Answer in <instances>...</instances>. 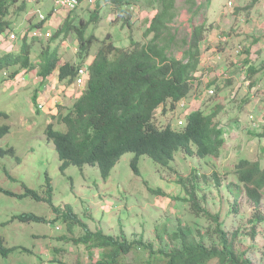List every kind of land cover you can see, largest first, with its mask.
Wrapping results in <instances>:
<instances>
[{"label":"rangeland","instance_id":"374dc122","mask_svg":"<svg viewBox=\"0 0 264 264\" xmlns=\"http://www.w3.org/2000/svg\"><path fill=\"white\" fill-rule=\"evenodd\" d=\"M24 1L16 0L7 15L0 14L6 29L0 31V126H9L0 137V150L13 149L12 153H0V187L16 193L0 191V239L12 247L7 255L0 254V264H96L102 252L77 241L85 230L59 214L58 210L63 213L67 206L92 231L101 230L130 242L142 239L155 248L170 249L171 234L183 226L197 238L202 237L205 244L220 246L217 223L203 214L196 215L191 208L187 190L191 191L193 185L201 207L219 215L220 227L228 235L236 233L237 248L244 259L250 264H264V219H257L264 218V196L256 205L245 190L237 194L236 184L234 189L230 186L235 182L243 188L235 172L243 159L258 162L264 169V0L255 4L252 0H175L177 16L170 23L172 31L182 44L184 37L190 39L195 27L202 25L203 61L195 73L192 91L184 99L187 106L178 104L166 113L158 109L155 122L161 127L171 123L173 128H180L178 121L186 112L200 108L210 113L220 105L215 119L225 143L219 154L202 158L180 150L167 166L141 155L137 175L131 166L135 155L127 152L107 179L98 165H69L64 172L60 169L61 160L46 129L50 123L58 130L66 129L58 116L69 111L81 90L60 81L68 89L60 93L55 111L39 108L34 94L37 96L41 85V53L51 45V49L57 48L59 64H78V29L92 38L86 64L108 35L118 46H129L131 38L147 42L152 35L145 37L144 33L161 9V2L129 0L125 12L107 1L82 4L67 15L66 21L72 24L68 34L44 39L30 34L36 23L33 11L40 6L42 12H48L52 2L34 0L36 4L28 0L23 9ZM93 10H97L98 21L91 20ZM52 27L55 32L58 24ZM12 33L18 36L14 41L10 39ZM23 43L30 45L28 67L11 63ZM175 54L182 57L183 52L177 50ZM34 79L39 85H34ZM209 89H214V94H208ZM48 182L55 208L45 199L23 195L28 187L48 197ZM23 214H35L44 220L24 221L19 217ZM147 255L142 250L131 251L123 264H143ZM217 262L215 259L209 264Z\"/></svg>","mask_w":264,"mask_h":264},{"label":"trees","instance_id":"16d2710c","mask_svg":"<svg viewBox=\"0 0 264 264\" xmlns=\"http://www.w3.org/2000/svg\"><path fill=\"white\" fill-rule=\"evenodd\" d=\"M15 1L0 0V14L7 15L9 6ZM103 1L118 6L120 12L127 11L128 6L125 4H130L129 0H96V3L101 5ZM159 1L161 9L153 16L144 33L145 37L152 35L150 39L140 42L131 38L130 45L125 47L115 45L108 35L92 61L87 64L81 95L75 99L67 113L58 116L66 129L58 130L51 123L48 125L46 135L55 144L63 172L69 165H98L102 177L107 179L119 159L125 153L133 152L135 156L131 160V166L135 174L139 175L138 161L141 155H148L155 162L167 166L180 150L203 158L218 155L223 147L225 139L221 134L220 124L215 119L220 105L210 113H205L200 108L192 110L186 115L185 124L180 128H173L171 123L161 127L155 122L158 109L162 113H166L168 109L174 110L181 100L190 95L195 73L202 65L201 42L204 39V27L200 25L195 27L190 39L184 37L183 43H178L176 31H172L170 25L177 16L175 0ZM258 1L260 0H252V4ZM27 2L24 1L23 9L27 8ZM67 15L68 13L58 21L59 25L50 39L61 36L62 32L68 34L71 30V20L66 21ZM94 19L98 21L97 10H93L91 15V20ZM5 30L0 21V31ZM78 33L81 61L78 64L71 61L59 64L57 48L51 49V45H48L41 53L38 70L43 80L57 69L61 82H74L78 68L85 65L92 47V38H86L81 29H78ZM177 50H182V57L175 54ZM11 63L22 67L31 65L29 43L22 44L20 53L12 58ZM18 70L13 71V75ZM8 131L7 124L0 126V137ZM12 152L10 147L0 150L1 154ZM235 172L239 182L243 183V188L235 182H230V186L234 189L233 184H236L237 194L245 190L246 195L256 205H260L264 196V169L258 162L243 159L236 166ZM181 179L187 180L183 177ZM216 184L220 185L219 179ZM0 191L16 194L1 187ZM51 191L52 187L48 182V197H43L28 187L23 195H30L38 200L45 199L55 208ZM187 193L190 194L193 212L198 216L203 214L212 218L217 223L215 230L219 234L220 246H209L202 237L197 238L189 227L179 226L171 234L172 248H155L153 243H146L142 239L130 242L101 230L92 231L68 206L65 212L62 213L60 209L58 212L70 220V223H78L84 228L85 233L77 239L78 242L85 244L90 250H101V258L96 264H123L129 252L140 250L148 253L143 264H209L215 259L218 264H250L248 259H244V253L237 248L236 233L228 235L220 227L219 215L201 207L196 185H193L191 191L187 190ZM19 217L24 221L44 220L42 216L35 214H23ZM257 219L262 221L264 218L260 216ZM11 249L0 239V254L7 255Z\"/></svg>","mask_w":264,"mask_h":264},{"label":"built area","instance_id":"2783aa9c","mask_svg":"<svg viewBox=\"0 0 264 264\" xmlns=\"http://www.w3.org/2000/svg\"><path fill=\"white\" fill-rule=\"evenodd\" d=\"M49 1L52 2L50 11L42 12L40 6L36 7L35 10L33 11V13L35 15L34 22H36L35 24L33 23L34 26H32L30 29V34L33 37H36V38L42 37L44 39H49L53 35L52 24L53 23H56V24L59 23L58 21L61 19L60 15H62V14L65 15L71 11L76 10L82 4L95 5V3H96V0H49ZM29 2H35L37 4V2L34 0H29ZM49 28L51 30H49ZM17 38H18V36L15 33H12L10 35V39L13 41L16 40ZM86 75H87V64H85L84 66H80L78 68L77 76L73 82V84L75 86L80 87L81 91L84 88ZM225 76L228 77L227 74H225ZM214 92H215L214 89L207 90L208 94H214ZM44 105L45 104L43 102L39 101V103H38L39 108H44ZM179 105L182 108H185L187 106L184 99L179 102ZM187 114L188 113L186 112L185 117ZM185 117L181 118L178 121V124L180 126H184Z\"/></svg>","mask_w":264,"mask_h":264},{"label":"crops","instance_id":"0c3cea01","mask_svg":"<svg viewBox=\"0 0 264 264\" xmlns=\"http://www.w3.org/2000/svg\"><path fill=\"white\" fill-rule=\"evenodd\" d=\"M56 70L53 72V74H51L52 75L51 80H49L50 76L48 77L47 80L45 79L46 81L44 80L45 82L42 81V79H41V82H39L41 85L37 89V98L36 99H38L40 102H43L45 104L44 107L47 108L48 112H54L55 111L54 107H56V104L59 103L60 93L63 90L68 89L65 85H61V82L58 78V72ZM34 85H39L37 82V79H34ZM62 86H65L66 88L65 87L63 88ZM81 93L82 92L80 91L79 96L81 95ZM62 102L63 101H61V103ZM49 106H51V109H49Z\"/></svg>","mask_w":264,"mask_h":264},{"label":"clouds","instance_id":"9594fccd","mask_svg":"<svg viewBox=\"0 0 264 264\" xmlns=\"http://www.w3.org/2000/svg\"><path fill=\"white\" fill-rule=\"evenodd\" d=\"M34 15V14H33ZM36 38V37H35ZM50 39V38H49ZM86 64V63H85ZM73 83V82H72ZM82 92V91H81ZM35 95V94H34ZM36 98H37V96H36Z\"/></svg>","mask_w":264,"mask_h":264}]
</instances>
